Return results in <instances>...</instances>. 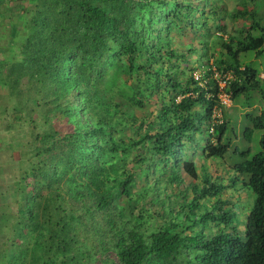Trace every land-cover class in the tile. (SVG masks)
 <instances>
[{
	"label": "trees",
	"instance_id": "trees-1",
	"mask_svg": "<svg viewBox=\"0 0 264 264\" xmlns=\"http://www.w3.org/2000/svg\"><path fill=\"white\" fill-rule=\"evenodd\" d=\"M200 4L192 0L37 2L22 57L10 72L28 75L46 98L48 128L36 136L39 160L30 176H24L20 190L11 184L10 196L20 194L22 203L14 233L7 237L10 241L17 235L14 243L19 249L11 251L10 262L264 264V135L262 150L252 156L251 149L241 152L245 159L233 171L245 177L256 194L244 220L239 204L221 196L228 186L187 156V150L200 147L206 158H225L230 151L231 142L224 141L229 121L216 122L214 110L224 106L222 92L235 99L248 83L259 86L260 73L252 64L243 66L241 54L264 53V24L258 11L248 9L242 11L251 21L248 28L229 39L219 35L223 56L214 64L233 75L225 88L210 67L202 79L193 67L194 72L183 77L187 55L173 45L170 34L181 30L185 20L191 30L205 36L203 28L209 23L192 17ZM113 44L119 45L118 51H113ZM210 48L202 39L199 48L191 50L200 49L207 56ZM133 72L147 76L150 96L160 94L161 106L152 119L135 116L108 100L111 88L118 85L132 103L143 104L135 88L129 90L121 81ZM116 113L122 114L120 119ZM249 118L252 126L246 128L245 137L251 142L254 129H264V110ZM124 120L134 127L136 137H117L114 129ZM204 137L207 144L200 145ZM134 147L146 150L135 161L147 162L151 154L148 167L156 173L155 168L163 165L160 171L168 172L155 177L143 193L146 197L155 192L156 198L151 197L159 204L155 215L160 225H146L143 214L134 215L120 203L122 197L134 199L140 181L134 170L121 172L114 157L127 155ZM30 177L33 182L27 181ZM168 188L176 194V204Z\"/></svg>",
	"mask_w": 264,
	"mask_h": 264
},
{
	"label": "rangeland",
	"instance_id": "rangeland-1",
	"mask_svg": "<svg viewBox=\"0 0 264 264\" xmlns=\"http://www.w3.org/2000/svg\"><path fill=\"white\" fill-rule=\"evenodd\" d=\"M37 2L32 0H0V264L14 263L10 262V253L18 246L14 243L17 235L14 236V239H9L10 241L7 240V237L14 233L12 230L13 223L16 220L15 217L18 216V209L22 203L20 194L11 197L10 188H5V186L8 187L7 183L11 182L20 190V183L25 182L24 176H30L31 169L39 160L35 156L34 149L36 136L48 128L44 123L49 108L46 98L35 90L28 75L18 76L10 72V67L16 66L17 61L22 57L21 47L24 44V38L30 33L29 25L32 22L34 11H36ZM192 2L194 4L201 3L196 13L192 14L193 20L195 19L196 22L205 20L209 25L203 28V32H206L205 36L201 32L191 30L190 24L185 20L181 30L171 32L173 45L181 47L187 55V62L183 61V69H181L183 77L190 76L198 68L205 69L204 66H215L214 59L223 56V46L220 38H218L219 35L223 33L222 35L229 39V36L238 35L239 29L248 28L251 25L248 16H245L242 11L255 9L264 24V0H192ZM215 11H217L216 15ZM195 15H197L196 18ZM221 24L226 28L225 30L218 28V25ZM202 39L211 45L207 56L203 55L202 51L199 52L200 49L196 52L191 50L193 47L199 48ZM113 47L114 52L119 50V45L113 44ZM145 59L146 55L140 56L139 62L143 64ZM241 61L243 66L252 64L258 70L260 75L258 74L257 80L260 83L258 87L248 83V88L224 109L225 117L229 121L224 141L231 142V149L225 160L208 162L204 159L200 146L195 152L191 149L187 150V156L188 159L196 160L199 165L207 166L213 178L218 177L220 182L228 186L221 196L222 198H231L233 203L239 204V216L244 220L256 194L249 186L247 189L241 184L233 187L232 178L234 176L232 175L234 173L228 165L233 164L235 166L237 162L243 161L245 159L241 153L243 151L251 149L252 156L262 150L261 140L264 129L255 128L251 142L246 139L245 130L252 126L249 117L259 115L264 110V53L258 56L253 50L244 52L241 54ZM192 67L194 71H191ZM200 71L203 72V70ZM110 73L114 74L113 68L110 69ZM146 78L147 76L143 72L140 75L133 72L132 74H124L121 80L126 81L127 89L135 88L143 100L141 106L126 98L118 85L113 86L108 93L109 102L113 105L117 103L124 111H131L140 118H154L158 113V107L161 106L160 94L150 96V91L146 90ZM121 115V113H116V118L120 119ZM120 122L114 129L117 137H123L126 140L136 137L134 127L129 122ZM127 127L128 129H126ZM201 143H203L202 140L200 145ZM145 152L144 148L134 147L129 154L114 157L121 172L134 170L139 174L138 179L140 181L134 187V199L132 201L125 197L119 200L122 206L132 214H143L146 225H160L159 217L155 215L159 208V204L153 200V197L156 198L155 192L151 193L153 197L151 194L143 197V193L146 188L148 189L154 184L155 177L161 174L167 175L168 172L160 171L163 165L155 168L159 173H154V168L148 167L149 162L153 161L151 154L150 160L147 162L135 161L136 157H140ZM122 157L126 158V161ZM225 163L228 165L226 166ZM163 177L161 176L162 179ZM27 181L33 182L34 179L30 177L27 178ZM186 181L188 183L191 179L186 178ZM236 182L243 181L237 179ZM168 191L172 193L173 203L176 204V194L173 190L171 192V188H168ZM248 191L251 192L252 197L248 195ZM188 193L189 197L193 196L191 188H188ZM243 226L241 223L240 227L243 228ZM205 230L208 231V228ZM17 250L19 249L17 248ZM36 263L41 264L42 262L36 261Z\"/></svg>",
	"mask_w": 264,
	"mask_h": 264
},
{
	"label": "clouds",
	"instance_id": "clouds-1",
	"mask_svg": "<svg viewBox=\"0 0 264 264\" xmlns=\"http://www.w3.org/2000/svg\"><path fill=\"white\" fill-rule=\"evenodd\" d=\"M205 67V69L204 68H202V69H200V68H198V70L196 71V76H197V78L198 79H202V78H204L205 77V74H206V70H208V68L210 67L211 69H213L214 71H215V74H214V78H216V79H218V81H220V85H221V88L223 89V88H225L226 86H227V84H228V81L229 80H231L232 78H233V75L231 74V72H222V71H220V70H217V68H216V66H213V65H208V66H204ZM200 70H203V72H201ZM202 82H204V80H202ZM227 97L228 98V102L227 103H225V102H223V97ZM220 99H221V101H222V105H224V106H222V107H217V108H215V110H214V119H215V121L216 122H221L223 119H225L226 117H225V111H224V109H225V107H227V106H229V105H231V103H232V101H233V98H232V96H231V93L229 94V93H227V92H222L221 94H220ZM210 131L211 132H213L214 131V126H211L210 127ZM202 140V144L203 145H205V144H207V140H206V138L204 137V138H202L201 139ZM212 140H214V143H216L217 142V137H215V136H212ZM231 149V148H230ZM204 156V155H203ZM205 160H207L208 162L209 161H211V160H220V159H222L223 161L225 160V158H204ZM196 161V160H195ZM225 165L227 166L228 164L227 163H225ZM229 166V169L230 170H232V172L233 171H235V169H234V165L233 164H229L228 165ZM234 174L232 175V176H234L233 178H234V180H233V178H232V184H233V187H235V186H237L238 184H241V186H243L244 188H249L246 184H245V181H246V178L245 177H243V176H240V175H238V176H235V173L236 172H233ZM237 179H242V181L243 182H239V183H237L236 182V180ZM225 184V183H224ZM248 195L250 196L251 195V197H252V194H251V192L250 191H248ZM254 202V199L252 200V203ZM252 203L250 204V207H249V209H248V211L250 212V210H251V208H252ZM239 206V205H238ZM249 212L247 213V215L249 214ZM246 215V216H247Z\"/></svg>",
	"mask_w": 264,
	"mask_h": 264
},
{
	"label": "crops",
	"instance_id": "crops-1",
	"mask_svg": "<svg viewBox=\"0 0 264 264\" xmlns=\"http://www.w3.org/2000/svg\"><path fill=\"white\" fill-rule=\"evenodd\" d=\"M261 77H263V75H261ZM11 184H12L11 182H8L7 183L8 187L5 186V188H11L12 187ZM0 233H1V228H0Z\"/></svg>",
	"mask_w": 264,
	"mask_h": 264
},
{
	"label": "built area",
	"instance_id": "built-area-1",
	"mask_svg": "<svg viewBox=\"0 0 264 264\" xmlns=\"http://www.w3.org/2000/svg\"><path fill=\"white\" fill-rule=\"evenodd\" d=\"M223 102L227 103L228 102V98L227 97H223Z\"/></svg>",
	"mask_w": 264,
	"mask_h": 264
}]
</instances>
